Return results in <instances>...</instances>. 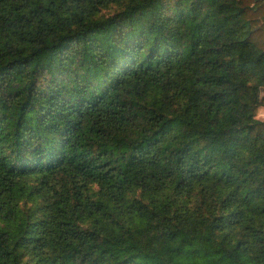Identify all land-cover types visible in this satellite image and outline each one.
Here are the masks:
<instances>
[{
  "label": "trees",
  "instance_id": "1",
  "mask_svg": "<svg viewBox=\"0 0 264 264\" xmlns=\"http://www.w3.org/2000/svg\"><path fill=\"white\" fill-rule=\"evenodd\" d=\"M264 0H0V264H264Z\"/></svg>",
  "mask_w": 264,
  "mask_h": 264
},
{
  "label": "rangeland",
  "instance_id": "2",
  "mask_svg": "<svg viewBox=\"0 0 264 264\" xmlns=\"http://www.w3.org/2000/svg\"><path fill=\"white\" fill-rule=\"evenodd\" d=\"M261 97L264 98V89L261 92ZM258 119L264 120V108L263 107H259L256 111V115H255Z\"/></svg>",
  "mask_w": 264,
  "mask_h": 264
}]
</instances>
